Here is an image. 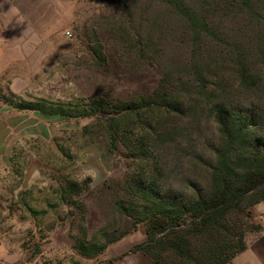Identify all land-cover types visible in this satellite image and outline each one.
I'll list each match as a JSON object with an SVG mask.
<instances>
[{
	"label": "rangeland",
	"instance_id": "1",
	"mask_svg": "<svg viewBox=\"0 0 264 264\" xmlns=\"http://www.w3.org/2000/svg\"><path fill=\"white\" fill-rule=\"evenodd\" d=\"M79 1L74 38L58 40V51L50 52L27 86L19 84L13 101L76 106L94 95L125 101L152 95L165 80L164 90L188 103L199 84V64L204 82L218 84L232 105L264 103V0H252L251 12L235 0H191L204 7L216 33L198 41L160 0ZM244 63L262 76L258 90L238 86ZM198 104L179 123L183 144L160 145L153 154L165 171L166 189L205 182L208 165L195 160L191 146L215 162L211 104ZM144 110L117 121L123 132L111 146L107 112L68 119L0 107V264H154L143 252H131L147 240V225L127 211L130 204L140 209L133 189L155 169L152 161L134 158L151 120L161 114ZM241 220L247 230L249 221L260 223L253 214ZM246 237L250 249L260 235ZM78 239L109 244L87 258L76 248ZM230 264L249 262L239 254Z\"/></svg>",
	"mask_w": 264,
	"mask_h": 264
},
{
	"label": "trees",
	"instance_id": "2",
	"mask_svg": "<svg viewBox=\"0 0 264 264\" xmlns=\"http://www.w3.org/2000/svg\"><path fill=\"white\" fill-rule=\"evenodd\" d=\"M160 1L196 36L195 41L202 35L216 36L204 7L199 9L191 0ZM235 1L244 10H253L252 0ZM92 52L97 56L95 50ZM195 68L199 84L194 86L188 103L165 91V80L152 95L125 101L95 95L88 98V104L76 106L47 105L43 100L36 103L8 101L18 110H31L47 117L77 119L107 112L111 115V146L116 142L113 137L123 132L122 125L117 122L121 118L132 114L141 116L144 109L161 111L155 120H151L134 156L146 163L152 161L155 166L153 175L147 176L144 172L145 177L139 178L133 189L141 201L140 209L131 204L127 209H133L138 213V222L147 225V240L134 246L131 252H143L153 259L154 264H230L247 249V233L261 230L259 225L250 221L247 230L241 217L245 215L251 219L254 206L264 201V103L250 109L232 105L220 93L218 84L215 87L204 82L199 64ZM261 77L244 63L240 67L238 86L246 91L258 90L263 86ZM202 99L211 104L209 111L218 134V143L214 147L215 162L208 163L197 152L196 145L191 146L195 160L208 165L205 182L193 183L185 189H166L165 171L159 167L153 154L160 145L183 144L178 138L181 118L195 113ZM122 144L128 149L131 146L126 138ZM108 244L78 239L76 248L84 257L93 258L104 252Z\"/></svg>",
	"mask_w": 264,
	"mask_h": 264
},
{
	"label": "crops",
	"instance_id": "3",
	"mask_svg": "<svg viewBox=\"0 0 264 264\" xmlns=\"http://www.w3.org/2000/svg\"><path fill=\"white\" fill-rule=\"evenodd\" d=\"M79 9V0H0V107L19 97V84L27 86L50 52L58 51V40L74 38ZM252 214L259 218L260 238L240 254L249 264H264V201Z\"/></svg>",
	"mask_w": 264,
	"mask_h": 264
},
{
	"label": "built area",
	"instance_id": "4",
	"mask_svg": "<svg viewBox=\"0 0 264 264\" xmlns=\"http://www.w3.org/2000/svg\"><path fill=\"white\" fill-rule=\"evenodd\" d=\"M67 36H68L69 38H72V37H73V34H72L71 32H67Z\"/></svg>",
	"mask_w": 264,
	"mask_h": 264
}]
</instances>
